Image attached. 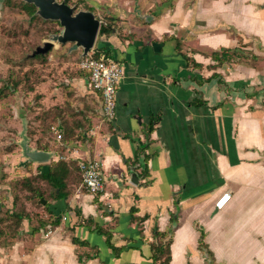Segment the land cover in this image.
<instances>
[{
    "label": "crops",
    "instance_id": "crops-1",
    "mask_svg": "<svg viewBox=\"0 0 264 264\" xmlns=\"http://www.w3.org/2000/svg\"><path fill=\"white\" fill-rule=\"evenodd\" d=\"M80 1L113 26L98 35L89 55L99 52L123 66L116 118L103 119L101 95L82 71L83 77L59 78L66 89L55 73L40 81L36 127L26 136L31 148L48 141L53 159L61 155L70 164L69 193L49 206L65 220L47 236L39 231L4 248L0 264H152L154 226L171 229L169 264H207L198 248L201 231L212 264H228V257L230 264H264V0ZM224 48L238 51L230 61H216L213 53ZM76 52L81 58L82 49ZM46 116L63 141L51 129L54 142L47 140ZM53 143L61 148L53 150ZM80 159L100 162L98 194L81 186ZM226 192L229 201L217 209ZM132 206L133 216L146 218L139 227ZM87 218L125 247L119 256L84 224ZM232 240L245 243L248 258L232 260L242 256Z\"/></svg>",
    "mask_w": 264,
    "mask_h": 264
},
{
    "label": "rangeland",
    "instance_id": "rangeland-1",
    "mask_svg": "<svg viewBox=\"0 0 264 264\" xmlns=\"http://www.w3.org/2000/svg\"><path fill=\"white\" fill-rule=\"evenodd\" d=\"M56 1H68L67 4L74 7L75 12L89 9L80 0ZM24 4L23 0H0V87L18 82L14 92L0 96V256L3 250L12 248L20 240L39 231L44 234L43 236H47L53 229L54 217H50L44 204L40 203L41 198L46 202H52L50 192L53 189L37 177L36 163H24L20 140L23 128L26 129L25 134L31 131L29 135H32L33 127H36L33 123L34 112L38 110L41 96L38 94L37 85L51 73L59 76L58 82L62 89L66 83L64 79L59 78L83 77V73L78 69L80 55L76 52L77 49L70 50L72 45L69 47L70 51L67 49L70 43L55 42L46 54L30 56L37 46L49 40L52 35L59 34L62 27L57 21L44 20L36 14L34 17L30 16ZM51 58L57 59V62L54 63ZM43 90L47 91V85ZM7 92L8 90L4 93ZM61 105L64 106V101ZM47 113L48 110H45L44 114ZM48 119L46 116L41 126L47 140L51 139L54 142L53 137L48 136L49 126L53 124ZM51 148L58 151L61 147L59 145L56 147L53 143ZM25 179L28 183H25ZM39 194H42V197H39ZM25 214L28 216L27 222L22 218ZM41 220H44V225L39 231L33 232L32 229L38 226ZM63 220L65 219L61 216L60 223ZM201 230L202 228L199 231ZM236 240H232L229 245L234 252H238L236 254L242 255L232 258L239 262L248 258L244 253L247 252V247L243 241ZM207 249L209 250L208 245ZM202 252L206 255L204 251ZM209 256L212 264L214 261L211 255ZM207 261L208 259L206 263ZM223 261L230 264V257L224 258Z\"/></svg>",
    "mask_w": 264,
    "mask_h": 264
},
{
    "label": "trees",
    "instance_id": "trees-1",
    "mask_svg": "<svg viewBox=\"0 0 264 264\" xmlns=\"http://www.w3.org/2000/svg\"><path fill=\"white\" fill-rule=\"evenodd\" d=\"M65 3H68V1H64ZM24 7L26 8L28 14L32 17H34L36 8L34 5L32 4H24ZM108 18L107 17H103V19H101V25H100V29H99V35H105V34H109L112 30V25L109 23V21H107ZM98 50H102L103 47H97ZM237 49H221L220 51L214 52L213 53V57L216 59V61L218 62H224V61H230L233 58V53H237ZM233 52V53H232ZM99 52H94L93 53V57L94 58H98ZM40 56V55H37ZM35 56V57H37ZM194 65H196L194 62H192ZM18 86V82H15L14 85H7L4 86L3 88L0 87V96H6L8 93H12L17 89ZM8 90L7 93H4L5 91ZM154 121H150L149 123V131H151L152 129V125H153ZM50 129V127H49ZM59 131V130H58ZM60 133V132H59ZM59 141H63V137L61 136V138L59 139ZM36 147L38 149H42L45 151H49L50 148L48 146L47 143L43 144L41 142H39V140H37V144ZM70 164L66 161L63 160H51L49 163L46 164H37L36 168H37V177L46 182L49 186L52 187V191L50 192V195L52 197V201H59V200H65L69 191L67 189V185L69 184V178L68 175L70 173ZM77 170L79 172V176H78V180H81V174L80 171L78 169V166L76 165ZM146 173V168L142 171V175H145ZM25 183H28V181L25 179ZM39 197H42V194H39ZM44 199V198H43ZM45 200V199H44ZM41 203V202H40ZM50 206V202H46L44 204V208L46 210V212L50 215V217H54L52 224L54 225H58L60 223V218L62 214H57L54 215V211L50 210L49 208ZM71 210V208L66 205L65 207V212ZM130 212H131V218L132 220L137 222V225L139 227V224L144 222V220L146 219L145 216L144 217H136L133 216L134 213L137 212V208L135 206H132L130 208ZM76 214H79V211L76 212ZM27 214L24 215V217L22 216V218H27ZM18 218H20V216H18ZM172 219H173V215H172ZM86 226H88L89 228L92 227V225L94 226L92 228V231H96V233L100 234V235H104L105 236V243L106 246L111 249L114 253V255L117 257L120 255V253L124 250V246H115L113 244V242L111 241V232L108 231L107 229L103 228L102 226H100L98 223L94 222L91 218H87L85 223ZM44 225V220H41L40 222H38V226H35L32 231L33 232H37L41 229V226ZM170 232L171 229L169 230V232H160L158 231L157 227L154 226L153 228V234L155 239L151 242L148 243L149 248H150V259L152 261V264H169L171 261V252H170V244H171V236H170ZM140 238H143L142 232L140 230ZM72 240L74 241V243L77 241L75 237L72 238ZM82 243V242H81ZM198 248L202 251H204V253L206 254V259H208L207 263L211 264V258L209 255L212 254L211 252L207 249V245L204 242V236H203V232L201 231V235L199 236L198 239ZM92 258V256H87V258ZM210 259V260H209ZM81 261V258L79 259Z\"/></svg>",
    "mask_w": 264,
    "mask_h": 264
},
{
    "label": "water",
    "instance_id": "water-1",
    "mask_svg": "<svg viewBox=\"0 0 264 264\" xmlns=\"http://www.w3.org/2000/svg\"><path fill=\"white\" fill-rule=\"evenodd\" d=\"M27 4L35 6V14L40 16L44 20L57 21L62 27L59 34H54L49 40L43 42L42 45L37 46L31 53V57L37 55H44L54 46V43L65 44L70 43L72 48L82 49L81 57H85L94 48L95 43L98 39L99 29L101 20L90 10H78L74 11V7L68 4L58 2L56 0H23ZM140 18L146 22L152 20V16L144 14L140 15ZM87 83V80H85ZM26 129L23 128L21 133V145H22V156H24V163H36L42 164L47 163L53 158V152H47L31 148L29 140L25 134ZM144 168V167H143ZM129 181L131 184L136 185L139 181V176L135 171L130 172ZM42 204L46 203V200L40 199ZM1 207V205H0Z\"/></svg>",
    "mask_w": 264,
    "mask_h": 264
},
{
    "label": "built area",
    "instance_id": "built-area-1",
    "mask_svg": "<svg viewBox=\"0 0 264 264\" xmlns=\"http://www.w3.org/2000/svg\"><path fill=\"white\" fill-rule=\"evenodd\" d=\"M101 20V19H100ZM78 69L87 75V83L93 91L101 95V110L105 121L113 122L116 118V95L119 82L123 76V66L116 59L92 55L81 57L78 61ZM51 131L60 139L61 135L55 126ZM65 159L59 155L57 160ZM81 174V186L91 194H98L103 190L101 164L96 159H80L77 162ZM230 199L229 193L222 194L216 201L215 207L222 209Z\"/></svg>",
    "mask_w": 264,
    "mask_h": 264
},
{
    "label": "flooded vegetation",
    "instance_id": "flooded-vegetation-1",
    "mask_svg": "<svg viewBox=\"0 0 264 264\" xmlns=\"http://www.w3.org/2000/svg\"><path fill=\"white\" fill-rule=\"evenodd\" d=\"M67 4V3H66Z\"/></svg>",
    "mask_w": 264,
    "mask_h": 264
}]
</instances>
